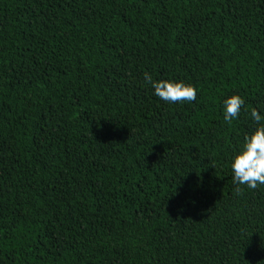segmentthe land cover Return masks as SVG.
<instances>
[{"label": "trees", "instance_id": "1", "mask_svg": "<svg viewBox=\"0 0 264 264\" xmlns=\"http://www.w3.org/2000/svg\"><path fill=\"white\" fill-rule=\"evenodd\" d=\"M253 108L264 0H0V264H264L230 167Z\"/></svg>", "mask_w": 264, "mask_h": 264}, {"label": "clouds", "instance_id": "2", "mask_svg": "<svg viewBox=\"0 0 264 264\" xmlns=\"http://www.w3.org/2000/svg\"><path fill=\"white\" fill-rule=\"evenodd\" d=\"M143 77L144 83L153 89V95L167 104L191 103L197 99V89L190 83L155 80L148 72H144ZM242 110H245V99L238 94L222 101L223 118L229 124L239 119ZM250 118L256 127L244 137L230 161L232 182L237 186L238 194L242 191L239 186L252 190L264 186V109H251Z\"/></svg>", "mask_w": 264, "mask_h": 264}]
</instances>
